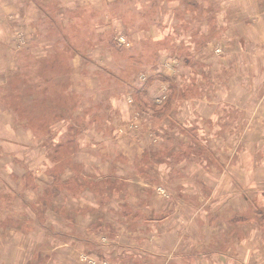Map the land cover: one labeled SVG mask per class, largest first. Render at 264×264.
<instances>
[{
  "label": "rangeland",
  "instance_id": "374dc122",
  "mask_svg": "<svg viewBox=\"0 0 264 264\" xmlns=\"http://www.w3.org/2000/svg\"><path fill=\"white\" fill-rule=\"evenodd\" d=\"M216 222L264 264V0H0V264L196 257Z\"/></svg>",
  "mask_w": 264,
  "mask_h": 264
},
{
  "label": "crops",
  "instance_id": "0c3cea01",
  "mask_svg": "<svg viewBox=\"0 0 264 264\" xmlns=\"http://www.w3.org/2000/svg\"><path fill=\"white\" fill-rule=\"evenodd\" d=\"M236 222V221H235ZM230 229L226 225L218 224L216 222L215 226L207 227L205 236L203 238V242L199 243L197 242L196 237H191V233H189L188 240H184V237L177 235L176 240L173 239V251L179 250L182 248L188 255H193L196 253V249L200 246V248L206 249V253H202L199 255H196V257H187V258H181L177 256H172L170 258L168 257H159L156 262L152 261L151 259H146V264H149L150 262H153L155 264H243L245 258L252 259L251 253L243 250L245 247V244H248V239H250L251 235L255 236L257 235V231H251L250 235L247 237V240H240L241 242H238V239L234 238L233 235H230ZM250 237V238H249ZM159 238V237H158ZM157 238V239H158ZM183 239V241L181 240ZM236 242V256H229V252L232 249V244ZM177 244V245H176ZM161 245L162 242H156L153 243L149 248L148 251L151 252V254H158L161 251ZM152 247V248H151ZM155 249H157V252H153ZM241 250L243 253L242 256L237 254ZM173 254V253H172ZM176 255V254H175ZM202 257L203 260H200ZM245 257V258H244ZM199 258V259H198ZM246 262V259H245ZM252 263V262H251ZM249 262V264H251Z\"/></svg>",
  "mask_w": 264,
  "mask_h": 264
},
{
  "label": "built area",
  "instance_id": "2783aa9c",
  "mask_svg": "<svg viewBox=\"0 0 264 264\" xmlns=\"http://www.w3.org/2000/svg\"><path fill=\"white\" fill-rule=\"evenodd\" d=\"M90 262H92V260H91V259H90ZM93 262H94V260H93ZM93 262H92V263H93Z\"/></svg>",
  "mask_w": 264,
  "mask_h": 264
}]
</instances>
